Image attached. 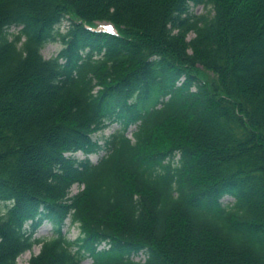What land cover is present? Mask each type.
Masks as SVG:
<instances>
[{
	"label": "trees",
	"instance_id": "obj_1",
	"mask_svg": "<svg viewBox=\"0 0 264 264\" xmlns=\"http://www.w3.org/2000/svg\"><path fill=\"white\" fill-rule=\"evenodd\" d=\"M0 203V264H264V0H0Z\"/></svg>",
	"mask_w": 264,
	"mask_h": 264
},
{
	"label": "rangeland",
	"instance_id": "obj_2",
	"mask_svg": "<svg viewBox=\"0 0 264 264\" xmlns=\"http://www.w3.org/2000/svg\"><path fill=\"white\" fill-rule=\"evenodd\" d=\"M191 12L196 15V16H200V15H208L209 13V8H205L203 6H197V7H193L191 9ZM66 23H63L60 27V31L64 32L66 29ZM95 30L96 31H113V27L110 24L104 23V22H96L94 24ZM16 31V29L11 28L9 29V33H14ZM192 37V35L188 36V39H190ZM61 49V44L60 43H51L46 45L43 50H42V56L45 59H49L53 56H55L59 50ZM207 75L211 78L212 75L208 74ZM116 126L113 125L112 127H109L108 129L104 130L102 133L99 134H95V138L99 139L100 137H107L109 136L114 130H115ZM103 155V152H100L97 155H91L89 158L90 160L95 163L98 158L100 156ZM76 157L82 159L83 156L80 153L76 154ZM79 188H77L76 186H73L71 188V192L70 195H74L78 192ZM232 201V199L225 197L223 199V202H230ZM6 205L3 203H0V213H3L5 211ZM63 232L66 234V237L70 240H74L78 237L79 235V229L77 227V225H69L68 221H66V225L63 229ZM51 234V226L48 223H44L35 233L34 237L37 239H43L46 238L48 236H50ZM40 250V245H34L29 251L23 253L18 259H17V264H27V261L31 258V256H35L39 253ZM141 259V256L134 258V260L138 261ZM80 264H91V260L90 259H86L84 261H82Z\"/></svg>",
	"mask_w": 264,
	"mask_h": 264
}]
</instances>
